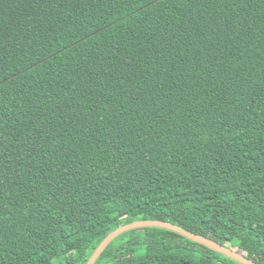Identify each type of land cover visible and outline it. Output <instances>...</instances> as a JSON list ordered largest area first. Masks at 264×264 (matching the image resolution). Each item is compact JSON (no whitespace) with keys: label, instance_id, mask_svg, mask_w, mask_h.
<instances>
[{"label":"trees","instance_id":"trees-1","mask_svg":"<svg viewBox=\"0 0 264 264\" xmlns=\"http://www.w3.org/2000/svg\"><path fill=\"white\" fill-rule=\"evenodd\" d=\"M143 220L264 264V0H0V264ZM95 264L240 263L148 227Z\"/></svg>","mask_w":264,"mask_h":264},{"label":"water","instance_id":"water-1","mask_svg":"<svg viewBox=\"0 0 264 264\" xmlns=\"http://www.w3.org/2000/svg\"><path fill=\"white\" fill-rule=\"evenodd\" d=\"M161 228L166 229L169 231H173L175 233H178L200 245H203L213 251H216L220 254H223L224 256L240 263V264H258L254 260L248 258L245 255L239 254L232 249L223 246L219 243H217L214 240H211L209 238H206L204 236L189 232L185 230L182 227H179L177 225H174L169 222L164 221H158V220H143V221H136L130 224L123 225L113 232H111L99 245V247L96 249L94 254L91 256L87 264H95L97 260L101 257V255L106 251V249L109 247V245L115 241L117 238H119L121 235L133 231L136 229H142V228Z\"/></svg>","mask_w":264,"mask_h":264},{"label":"rangeland","instance_id":"rangeland-1","mask_svg":"<svg viewBox=\"0 0 264 264\" xmlns=\"http://www.w3.org/2000/svg\"><path fill=\"white\" fill-rule=\"evenodd\" d=\"M131 251H132L131 249H127V251H126V252H127V253H131Z\"/></svg>","mask_w":264,"mask_h":264}]
</instances>
